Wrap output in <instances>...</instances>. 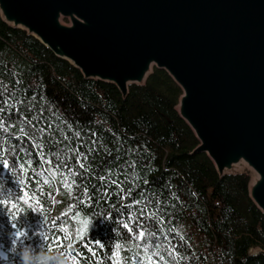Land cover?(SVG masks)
<instances>
[{
  "label": "trees",
  "instance_id": "trees-1",
  "mask_svg": "<svg viewBox=\"0 0 264 264\" xmlns=\"http://www.w3.org/2000/svg\"><path fill=\"white\" fill-rule=\"evenodd\" d=\"M148 78L125 99L0 15V239L13 262L12 229L75 264H264L251 174L220 178L194 152L180 86L165 70Z\"/></svg>",
  "mask_w": 264,
  "mask_h": 264
},
{
  "label": "water",
  "instance_id": "water-1",
  "mask_svg": "<svg viewBox=\"0 0 264 264\" xmlns=\"http://www.w3.org/2000/svg\"><path fill=\"white\" fill-rule=\"evenodd\" d=\"M0 15L125 99L167 71L194 152L220 178L250 173L264 214V0H0Z\"/></svg>",
  "mask_w": 264,
  "mask_h": 264
},
{
  "label": "clouds",
  "instance_id": "clouds-1",
  "mask_svg": "<svg viewBox=\"0 0 264 264\" xmlns=\"http://www.w3.org/2000/svg\"><path fill=\"white\" fill-rule=\"evenodd\" d=\"M22 232L15 229L6 230V240L10 242L11 249L15 250L18 256V264H75L70 255L45 253L41 251L37 254L36 249L31 244L19 245V241L24 237ZM4 239H0V264H16L11 260L9 248L3 246Z\"/></svg>",
  "mask_w": 264,
  "mask_h": 264
},
{
  "label": "snow or ice",
  "instance_id": "snow-or-ice-1",
  "mask_svg": "<svg viewBox=\"0 0 264 264\" xmlns=\"http://www.w3.org/2000/svg\"><path fill=\"white\" fill-rule=\"evenodd\" d=\"M0 127H3V125H2V124H0ZM81 166L83 167V165H81ZM64 186H65V188H67V189L71 190V186H70V185H68V184H65ZM11 207H13V208H14V207H16V205H15V204H12V205H11ZM83 225H84V226H83V228L81 229V233H83V232H86V231H87L88 222H87V221H84V222H83ZM126 227H127V225H126ZM21 235H24V234H23V233H21ZM143 235H144L143 233H140V236H141V237H143ZM89 243H90V242H89ZM86 246H87V245H86ZM89 250L91 251V249H90V248H89Z\"/></svg>",
  "mask_w": 264,
  "mask_h": 264
},
{
  "label": "rangeland",
  "instance_id": "rangeland-1",
  "mask_svg": "<svg viewBox=\"0 0 264 264\" xmlns=\"http://www.w3.org/2000/svg\"><path fill=\"white\" fill-rule=\"evenodd\" d=\"M18 232V231H17Z\"/></svg>",
  "mask_w": 264,
  "mask_h": 264
}]
</instances>
